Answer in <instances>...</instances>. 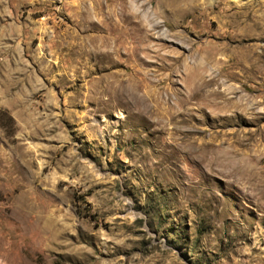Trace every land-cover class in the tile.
I'll return each mask as SVG.
<instances>
[{
  "label": "rangeland",
  "instance_id": "obj_1",
  "mask_svg": "<svg viewBox=\"0 0 264 264\" xmlns=\"http://www.w3.org/2000/svg\"><path fill=\"white\" fill-rule=\"evenodd\" d=\"M0 264H264V0H0Z\"/></svg>",
  "mask_w": 264,
  "mask_h": 264
},
{
  "label": "trees",
  "instance_id": "obj_2",
  "mask_svg": "<svg viewBox=\"0 0 264 264\" xmlns=\"http://www.w3.org/2000/svg\"><path fill=\"white\" fill-rule=\"evenodd\" d=\"M6 119L7 118V120H12L8 115H7V112L5 111V110H0V119L2 120V119Z\"/></svg>",
  "mask_w": 264,
  "mask_h": 264
}]
</instances>
